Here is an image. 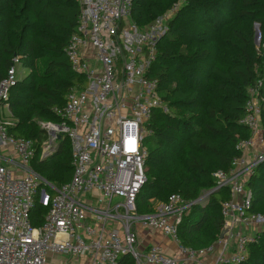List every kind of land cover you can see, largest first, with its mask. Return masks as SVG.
I'll return each mask as SVG.
<instances>
[{"label":"built area","instance_id":"2783aa9c","mask_svg":"<svg viewBox=\"0 0 264 264\" xmlns=\"http://www.w3.org/2000/svg\"><path fill=\"white\" fill-rule=\"evenodd\" d=\"M74 1L79 15L65 53L71 70L85 82L73 85L64 105L54 108L60 122L38 121L46 132L41 158L64 137L69 140L72 174L67 182L56 186L34 170V140L11 135L13 125L1 115L17 80V57L0 80V264H49L51 257L64 258L60 264H118L122 255L134 264L243 263L248 244L264 228V214L251 211L253 195L247 187L254 168L264 161L259 133L264 80L247 89L241 123L250 135L236 142L239 155L227 170L212 174L210 190L226 187L230 192L221 204L223 236L205 247L184 246L177 229L191 202L171 193L165 202L156 201L151 212L136 207L146 181V123L154 109L169 112L149 71L174 9L139 28L130 17L134 0ZM37 195L47 210L41 224L33 225L30 212ZM139 228L171 237L178 254L167 255L157 243L139 248ZM208 255L213 256L208 263L200 261Z\"/></svg>","mask_w":264,"mask_h":264},{"label":"trees","instance_id":"16d2710c","mask_svg":"<svg viewBox=\"0 0 264 264\" xmlns=\"http://www.w3.org/2000/svg\"><path fill=\"white\" fill-rule=\"evenodd\" d=\"M174 2L134 0L131 20L143 28ZM186 12L197 18L200 31L187 27L193 17ZM78 15L74 0H0V80L14 57L28 70L9 89L7 103L17 118L9 133L34 140L32 167L56 186L71 177L72 150H63L69 142L64 137L51 154L41 158L40 143L46 132L38 121L60 122L54 108L64 105L73 85L85 82L71 70L65 53ZM250 22L259 25L258 49ZM165 27L156 42L149 75L158 80L169 112L154 109L146 123V181L137 194L136 207L140 213L151 212L150 199L165 202L171 193H179L191 202L178 225L179 241L201 248L218 239L223 225L221 204L230 198V192L221 187L200 197V189L211 188L215 183L212 174L227 170L239 155L236 142L250 135V129L241 123L247 89L264 80V0H185L184 8ZM209 42L232 54L228 59L212 57ZM38 59H44V64L36 73ZM178 74L185 88L174 82ZM247 187L253 195L251 211L264 214V161L254 168ZM46 210L37 195L31 223L40 225ZM247 251L248 258L241 264H264V230L256 234ZM118 264L134 261L122 255Z\"/></svg>","mask_w":264,"mask_h":264},{"label":"rangeland","instance_id":"374dc122","mask_svg":"<svg viewBox=\"0 0 264 264\" xmlns=\"http://www.w3.org/2000/svg\"><path fill=\"white\" fill-rule=\"evenodd\" d=\"M184 2H185V0H175L174 5L172 6V8L174 10L170 12L168 19L175 18L176 14L179 12V10L184 8ZM188 13H191V12H186V15ZM188 15H189V17H193V21L189 22L187 27L189 29H192L193 31H200L201 26H200L197 18L193 14H188ZM166 22L164 23L163 30L167 29L165 27ZM250 26H251V28L253 30V44H254L255 48L258 49L259 48V44H260V39H259L258 43H255L254 42V36L256 34L257 29H259V26L255 22H250ZM191 46H193V45H191ZM209 46L211 47L212 57H214V58H217V59H220V58L226 59L227 58L228 59L230 57V55L232 54V52H230V51H224V49L216 47L214 43L209 42ZM43 64H44V59H38V60L35 61V72L36 73H39L41 71V69L43 67ZM15 66H16V76H17V78H20L21 76H23L26 73H28V70L25 69V68H22L20 64H16ZM174 82L178 86L185 88L184 82H183V77L180 74L174 76ZM185 90H187V87H186ZM3 116L9 122H11V124L13 126L15 125V123L17 121V118H16V115L10 109V107H8V110L5 111ZM260 131H262L261 135L264 136V134H263V131H264V105H263V113H262V116H261V123H260V127H259V133H260ZM70 147H71L70 143L67 142V143L64 144V149L63 150L67 151V149L70 148ZM208 191H210V188L209 189H204V188L200 189V197H204ZM155 202H152L153 203L152 211H153V206L155 205ZM263 230H264V228H261L259 232H261ZM54 259H50L49 260V264H60V263L64 262V258H62V259L58 258L57 260H54Z\"/></svg>","mask_w":264,"mask_h":264},{"label":"crops","instance_id":"0c3cea01","mask_svg":"<svg viewBox=\"0 0 264 264\" xmlns=\"http://www.w3.org/2000/svg\"><path fill=\"white\" fill-rule=\"evenodd\" d=\"M22 68H24V67H22ZM25 75H23V76H25ZM23 76H21L20 78H17V79H21ZM5 111H7L6 108L1 107V115H4ZM155 201H157V200L154 199V202ZM153 209H154V206H153ZM152 243H157V244L161 245V247L163 248L164 252L167 255H170V256L174 255L175 256L178 254L177 244L173 241V239L171 237L166 236V235H164L158 231L139 228L138 229V246H139V248L144 249L145 247L149 246ZM212 257H213L212 255H208V256L202 258L200 261L208 263L212 259ZM53 258L51 257V259H53ZM58 258H60V257H56L54 260H57ZM60 259H62V257Z\"/></svg>","mask_w":264,"mask_h":264},{"label":"water","instance_id":"95a60500","mask_svg":"<svg viewBox=\"0 0 264 264\" xmlns=\"http://www.w3.org/2000/svg\"><path fill=\"white\" fill-rule=\"evenodd\" d=\"M258 25V24H257ZM259 26V25H258ZM259 39H260V31H259V29H257V31H256V34H255V36H254V42L255 43H258L259 42ZM260 134H262V131H260ZM58 137H59V135H58ZM215 191H217L216 189H212V190H210L207 194H209V193H211V192H215ZM206 194V195H207ZM222 236H223V232L219 235V237L220 238H222Z\"/></svg>","mask_w":264,"mask_h":264}]
</instances>
